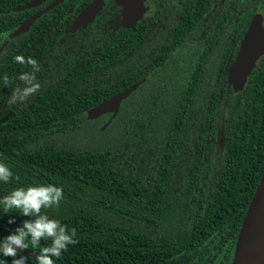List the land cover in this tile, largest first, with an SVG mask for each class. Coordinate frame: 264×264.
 Returning <instances> with one entry per match:
<instances>
[{"label": "trees", "instance_id": "trees-1", "mask_svg": "<svg viewBox=\"0 0 264 264\" xmlns=\"http://www.w3.org/2000/svg\"><path fill=\"white\" fill-rule=\"evenodd\" d=\"M18 3L0 0V45L25 18L11 13ZM53 15L0 52V162L19 177L0 182V198L28 185L63 187L59 207L43 211L79 243L56 264H232L264 173V57L235 93L229 70L240 43L228 31L193 41L186 17L122 28L114 17L108 31L105 12L100 31L64 36L42 27ZM168 24L179 31H144ZM16 55L37 60L41 88L10 105L19 76L35 71ZM145 78L105 130L110 114L89 119ZM23 219L0 209V238Z\"/></svg>", "mask_w": 264, "mask_h": 264}, {"label": "flooded vegetation", "instance_id": "flooded-vegetation-1", "mask_svg": "<svg viewBox=\"0 0 264 264\" xmlns=\"http://www.w3.org/2000/svg\"><path fill=\"white\" fill-rule=\"evenodd\" d=\"M36 1L41 2L29 10L17 11L18 8ZM60 1L61 0H17V2H19L18 6L14 8L11 13L25 14V18L21 24L12 31L17 30L25 21L43 13L46 9L51 7L53 8L49 10L48 13L37 19L31 30L39 20L45 18V16L52 12H54L55 15L50 18L46 17L42 27H44L45 31H64V36L73 34L66 35V31H70L78 20H81L82 24L76 28L75 32L100 31L102 14L105 12H107L106 20H109L103 24V27L109 29L108 31L114 30L111 24L114 17L118 18L117 24L120 28L129 27V23L137 25L145 18L151 20L158 18L161 22L160 24H164L165 20L172 19L173 21H183L182 18L186 17L188 18V28L186 31H191L189 37L192 38L193 41H197V39L203 35L204 31H217L220 29V31H228L227 40L230 39L235 45L240 43L239 50L242 40L249 31L254 19H256V24L260 25L261 23L264 30V0H209L210 2L206 7L199 5L196 0H189L190 3L196 6L197 9H195V11L189 7V4H185V0H150L151 6L148 12L138 22H134L125 17L123 10L126 0H62L61 3ZM206 1L208 2V0ZM93 6L96 8L93 9ZM99 7H102V9L99 10ZM96 10L98 12H95ZM144 31H179V29L172 28L171 24H168V29L145 28ZM262 57H264V55ZM262 57L257 61L256 68Z\"/></svg>", "mask_w": 264, "mask_h": 264}, {"label": "clouds", "instance_id": "clouds-1", "mask_svg": "<svg viewBox=\"0 0 264 264\" xmlns=\"http://www.w3.org/2000/svg\"><path fill=\"white\" fill-rule=\"evenodd\" d=\"M15 63L31 66L35 71L25 72L19 76L23 87L17 86L13 89L11 99L8 103H24L31 96L39 92L41 85L36 80L35 72L39 71L37 60L22 55L13 57ZM11 83L8 76H4V84ZM19 180L18 176L10 167L0 162V182L10 183L13 179ZM64 200V189L55 184H37L26 187H17L0 198V209L5 214L17 211L23 219L8 235L0 238V264H28V257L24 255L29 247L39 249L35 255L36 264H56L63 253L67 252L70 245H76L79 240L76 238V230H69L67 225L62 224L58 219L50 218L43 210L59 207ZM12 225L16 223L15 217L7 221ZM41 241H46L41 246Z\"/></svg>", "mask_w": 264, "mask_h": 264}, {"label": "water", "instance_id": "water-1", "mask_svg": "<svg viewBox=\"0 0 264 264\" xmlns=\"http://www.w3.org/2000/svg\"><path fill=\"white\" fill-rule=\"evenodd\" d=\"M40 2L41 1L29 3L21 8H18L17 11L21 12L29 10L32 7L38 5ZM61 2L62 0L60 3ZM150 6V0H126L124 3L123 12L126 18L134 22H138L148 12ZM52 8L53 7L46 9L43 13L25 21L17 30L13 31L1 45L0 52L4 51L12 41L27 35L37 19L40 16L48 13ZM95 8L96 7L93 6V9ZM101 9L102 7H99V10ZM95 12L98 11L96 10ZM81 24L82 21L78 20L70 31H66V35L74 33L76 28H78ZM130 25L134 24L132 23ZM263 55L264 30L261 23L260 25L256 24V19H254L249 31L242 40L236 60L233 62L229 70V84L235 93L244 90L249 76L254 70H256L257 61ZM147 79L148 78H145L124 92L91 109L88 112L89 119L94 120L100 118L103 115L110 114L111 119L103 127L105 130L118 116L123 101L128 99L133 92L138 90ZM24 254L32 258H35V255H38L37 253L28 249L25 250ZM232 264H264V173L245 214L238 235Z\"/></svg>", "mask_w": 264, "mask_h": 264}]
</instances>
